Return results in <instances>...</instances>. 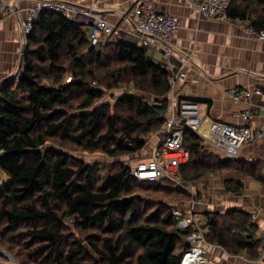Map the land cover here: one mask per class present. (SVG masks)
<instances>
[{
    "label": "trees",
    "instance_id": "16d2710c",
    "mask_svg": "<svg viewBox=\"0 0 264 264\" xmlns=\"http://www.w3.org/2000/svg\"><path fill=\"white\" fill-rule=\"evenodd\" d=\"M226 18L264 31V0H232ZM22 65L17 78L0 84L1 235L12 240L25 234L27 255L44 264H179L191 229H178L173 208L154 204L157 210L149 215L132 195L138 188L172 194L176 202L200 200L199 190L191 196L164 182H138L126 165L98 186L91 169H75L67 154L46 147L55 141L110 158L140 152L165 122L167 73L133 45L89 47L79 25L53 14L42 15L27 36ZM124 83L138 95L125 94L113 107L102 103L104 91ZM183 148L188 160L180 173L186 183L206 188L217 172L226 171L218 196L240 193L246 180L264 184L260 162L226 159L189 129L183 131ZM203 217L206 244L259 259L263 240L249 215L229 209ZM66 222L80 240L66 239Z\"/></svg>",
    "mask_w": 264,
    "mask_h": 264
},
{
    "label": "crops",
    "instance_id": "0c3cea01",
    "mask_svg": "<svg viewBox=\"0 0 264 264\" xmlns=\"http://www.w3.org/2000/svg\"><path fill=\"white\" fill-rule=\"evenodd\" d=\"M40 0H7L17 8L16 17L0 18V84L11 75H20L23 69V52L27 36L20 30L25 8ZM61 1L88 9L102 16L116 32L108 42H124L142 49L148 62L166 70L168 62L162 57L158 43L151 42L142 48L136 37L137 21L133 16L134 0H50ZM154 6L179 19L172 43L171 63L181 67L184 76L171 86L167 98L175 105L181 101H194L200 105L201 115L207 122L221 121L231 125H247L253 134L264 125V95L252 96L245 102L234 103L226 95L230 89L264 90V44L247 33V23L227 18H207L199 13L193 0H152ZM167 111L166 117L169 114ZM248 112L249 122L238 116ZM169 116V115H168ZM161 136L151 133L145 147L133 162L145 160L161 145ZM238 160L264 166V130L245 144ZM229 209H239L249 215V222L262 238L264 250V184L246 180L242 191L236 195L217 196L189 202L186 212L201 216L206 212L223 214ZM251 215L255 218L252 220ZM208 264H264V255L256 261L243 256H230L217 246L207 245Z\"/></svg>",
    "mask_w": 264,
    "mask_h": 264
},
{
    "label": "built area",
    "instance_id": "2783aa9c",
    "mask_svg": "<svg viewBox=\"0 0 264 264\" xmlns=\"http://www.w3.org/2000/svg\"><path fill=\"white\" fill-rule=\"evenodd\" d=\"M193 1L199 13L207 18H226V12L232 2V0ZM132 13L137 21L136 37L140 46L146 48L151 42L159 44L162 57L168 62L165 72L172 86L178 78L184 76L182 68H176L171 63L172 43L179 27V19L164 10L157 9L152 0H134ZM16 14L15 6L9 4L7 0H0V18H14ZM45 14L58 15L66 21L79 25L89 47L99 46L103 38L109 41L116 32V29L102 16L88 9L67 2L40 0L25 8L23 18L19 23L22 35L29 36L40 21V17ZM246 31L252 39L264 44V31L255 32L251 28H247ZM226 95L232 102L239 103L249 100L252 96L264 95V90L256 89L250 92L244 89H230L226 91ZM169 111V116L167 115L163 126L156 132L161 136V145L153 150L147 159L132 162L128 167L129 173L138 182H164L172 190H182L191 195L199 188L195 184L184 182L180 173L181 166L188 160V154L183 148L185 129L199 136L208 149L229 160L238 159L241 148L255 136H261L264 130L263 125L262 131L253 134L246 124L236 126L221 121L205 124L200 105L194 101H181L176 105L169 102ZM237 117L245 123L251 119L248 112H242ZM181 121H183L182 125ZM173 214L175 216L178 213L173 212ZM179 218H182V215L176 218L179 220L178 229L180 231L191 229L186 239L189 249L182 256L179 264H208V244L203 238L207 219L191 213L181 220ZM254 218L255 216L251 215V219ZM259 252L264 255L262 247Z\"/></svg>",
    "mask_w": 264,
    "mask_h": 264
},
{
    "label": "rangeland",
    "instance_id": "374dc122",
    "mask_svg": "<svg viewBox=\"0 0 264 264\" xmlns=\"http://www.w3.org/2000/svg\"><path fill=\"white\" fill-rule=\"evenodd\" d=\"M68 64L69 62L67 61L64 64L65 68L67 69L69 67ZM18 76L19 75L14 74L11 75L9 78H17ZM69 76H70L69 73L66 72V75L63 76L64 81L69 82L70 80H66L69 79ZM43 84L48 85L51 84V82L45 80ZM125 94L136 95V96L138 95L135 92V90L132 89L131 84L129 85L124 83L119 85L115 89L104 91L102 103H108L110 107H113L114 104L116 103L115 101ZM73 111H75V109ZM46 147L54 148L56 150H59L67 154L72 159L71 161L73 162L75 169H79L80 167H82L83 169L84 168L91 169L94 179L96 183H98V186H101L105 178L115 173L120 166L126 165L129 167L131 163L137 157L140 156V154L134 153L131 155H123L116 158H112V157L110 158L105 154H101L100 152H87L75 146H64L61 148L58 147V142L55 141L54 142L50 141L46 143ZM227 177L228 174L226 171H220L214 175L211 182H209L206 185V188H204L203 185L198 184L199 194L201 195L200 198L203 200L211 197H217L219 190L222 189L221 182H223V180ZM0 181H2L1 177H0ZM164 186L165 185H163V187ZM166 187L167 186H165L164 188ZM132 196L138 198V206L144 208L149 215L155 213V211L157 210L156 209L157 207L155 208L153 207L154 204H158V206L164 204L166 207L173 208L174 209L173 212L178 213L177 215L174 216L172 212V216L174 220H177L176 218L179 217L180 215H182V218H184L187 215L186 208L189 202L199 201L198 198L197 199L195 198V200L197 201L191 200L190 198L175 202L174 200L176 199V196L172 194H168V195H166V193L152 194L150 191L143 189L139 190L138 188ZM193 198L194 197H192V199ZM182 218L179 219L181 220ZM25 229L27 228H23L21 229V231L24 232ZM1 232L2 230L0 226V264H44L43 261L39 262L37 259H33L31 258V256L27 255L26 249H24V247L22 246V242L26 240L25 234H22L17 238L9 240L8 239L9 236L1 235ZM79 234L80 233L77 230H75L70 223L66 222L64 235L69 242H72L75 239L80 240ZM69 244L70 243H67L66 245Z\"/></svg>",
    "mask_w": 264,
    "mask_h": 264
},
{
    "label": "water",
    "instance_id": "95a60500",
    "mask_svg": "<svg viewBox=\"0 0 264 264\" xmlns=\"http://www.w3.org/2000/svg\"><path fill=\"white\" fill-rule=\"evenodd\" d=\"M23 54H24V52H23ZM180 124L182 125L183 124V121H181ZM185 245H186V247H189V244L187 242H186Z\"/></svg>",
    "mask_w": 264,
    "mask_h": 264
}]
</instances>
